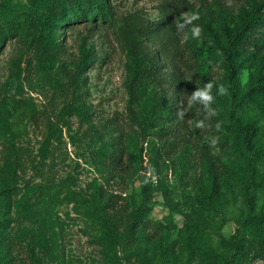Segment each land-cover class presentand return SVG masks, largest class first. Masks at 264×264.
Wrapping results in <instances>:
<instances>
[{
  "label": "rangeland",
  "instance_id": "rangeland-1",
  "mask_svg": "<svg viewBox=\"0 0 264 264\" xmlns=\"http://www.w3.org/2000/svg\"><path fill=\"white\" fill-rule=\"evenodd\" d=\"M73 1L0 0V264H264L229 256L238 229L264 251V27L237 81L225 53L264 0Z\"/></svg>",
  "mask_w": 264,
  "mask_h": 264
},
{
  "label": "trees",
  "instance_id": "trees-1",
  "mask_svg": "<svg viewBox=\"0 0 264 264\" xmlns=\"http://www.w3.org/2000/svg\"><path fill=\"white\" fill-rule=\"evenodd\" d=\"M57 8H59L58 3H61L62 7V0H56ZM70 4L76 3L73 0H69ZM86 4L89 5V7H94L96 10H101V0H86ZM60 7V8H61ZM259 26L264 27V1H261L259 3H256L252 7L251 15L245 20L243 27L238 30L235 33H232L228 36L227 39V49H226V63L228 66V71L230 72V75L234 81H237L238 77L240 76V69L237 66V60L238 57L241 56L245 50L246 46H253L257 45V39L255 36L256 28ZM9 28L13 27V24H10L8 26ZM158 67H156L157 69ZM156 79V78H155ZM132 95L134 93L132 87ZM218 97L216 96V100ZM236 105V104H235ZM232 119L238 123L239 118L236 115V112L234 110L231 111ZM252 135H253V129L251 126H249L246 129L245 134V141L248 145L252 146ZM48 155V154H47ZM46 159V157H44ZM7 178H11L12 176L10 174L6 175ZM13 182V185L15 186L17 183H15L14 180H11ZM149 194H147V201H148ZM114 204H108V206H112L111 210L114 211L115 206ZM147 202H145L143 205L136 208L135 212L132 215L131 219V227L129 230V234L131 230L137 225V215L142 213L143 211H147ZM112 215V213H111ZM131 217V216H130ZM232 252L229 254L230 257H237V256H245V251H247V248L249 250V253L252 252L254 257L260 256L264 257V251L261 249V246H259L257 243L253 242L256 246L251 248L249 246L244 245V241L247 242L245 239V233L242 229H238V231L233 234L232 236ZM251 242V241H250ZM258 242V241H257ZM244 253V254H243ZM233 255V256H232Z\"/></svg>",
  "mask_w": 264,
  "mask_h": 264
},
{
  "label": "clouds",
  "instance_id": "clouds-1",
  "mask_svg": "<svg viewBox=\"0 0 264 264\" xmlns=\"http://www.w3.org/2000/svg\"><path fill=\"white\" fill-rule=\"evenodd\" d=\"M200 19V15L198 12H183L181 13V19L175 20L177 33L182 34L181 39L182 42H185L189 39V32L185 31L189 25H192L190 29L191 38L199 39L202 35L201 26L194 24L195 21ZM216 88L217 95L225 96L228 95V88L224 84H215L212 81H208L204 83L203 87H196V89L188 96L187 103L189 106L200 105L203 110V119L195 121V128L197 129H205L211 127L210 124H206V121H210L212 117L217 116L218 110L213 108V104L216 101V96L213 95V88ZM200 109H198V112ZM177 116L180 119H183L185 116V111L181 106L178 108ZM217 131L221 129V123L217 122L215 125ZM210 147H215L218 144V137H212L209 141ZM155 172L154 168L148 169V174L144 180V183L147 184L150 180L154 179L153 173Z\"/></svg>",
  "mask_w": 264,
  "mask_h": 264
}]
</instances>
